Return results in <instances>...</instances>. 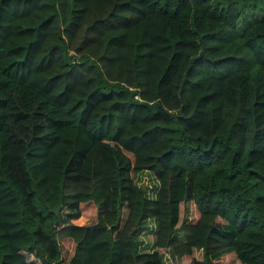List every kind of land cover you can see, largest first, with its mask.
I'll list each match as a JSON object with an SVG mask.
<instances>
[{
	"label": "trees",
	"instance_id": "16d2710c",
	"mask_svg": "<svg viewBox=\"0 0 264 264\" xmlns=\"http://www.w3.org/2000/svg\"><path fill=\"white\" fill-rule=\"evenodd\" d=\"M0 264H264V0H0Z\"/></svg>",
	"mask_w": 264,
	"mask_h": 264
},
{
	"label": "rangeland",
	"instance_id": "374dc122",
	"mask_svg": "<svg viewBox=\"0 0 264 264\" xmlns=\"http://www.w3.org/2000/svg\"><path fill=\"white\" fill-rule=\"evenodd\" d=\"M190 213H192V212H190ZM94 218L95 217L93 215L83 214L80 219H82V221H84L86 223H90V222H93Z\"/></svg>",
	"mask_w": 264,
	"mask_h": 264
}]
</instances>
